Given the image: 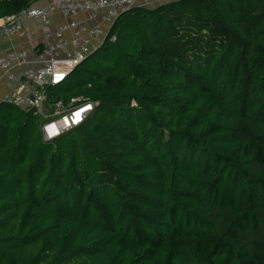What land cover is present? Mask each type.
<instances>
[{"label":"trees","instance_id":"16d2710c","mask_svg":"<svg viewBox=\"0 0 264 264\" xmlns=\"http://www.w3.org/2000/svg\"><path fill=\"white\" fill-rule=\"evenodd\" d=\"M49 95L96 107L0 104V264H264V0L130 8Z\"/></svg>","mask_w":264,"mask_h":264},{"label":"built area","instance_id":"2783aa9c","mask_svg":"<svg viewBox=\"0 0 264 264\" xmlns=\"http://www.w3.org/2000/svg\"><path fill=\"white\" fill-rule=\"evenodd\" d=\"M175 0H46L1 19L0 39L25 37V22L37 25L34 48L23 45L0 53V74L12 84L0 95L11 105L38 118L42 141L54 142L82 125L96 104L81 97L50 100L49 89L62 85L85 56L98 48L114 21L133 7L153 9ZM61 20L54 25V17Z\"/></svg>","mask_w":264,"mask_h":264},{"label":"crops","instance_id":"0c3cea01","mask_svg":"<svg viewBox=\"0 0 264 264\" xmlns=\"http://www.w3.org/2000/svg\"><path fill=\"white\" fill-rule=\"evenodd\" d=\"M43 2H40L42 4ZM54 19V25H59L61 20L56 16ZM1 23V19H0ZM25 37L23 38H13L10 41H5L0 39V53L5 54L10 49L19 47L23 45L25 49H31L36 46L37 38L40 34V28L37 25H33L31 23L25 22L24 26ZM12 88V84L9 83L1 74H0V95L8 93Z\"/></svg>","mask_w":264,"mask_h":264}]
</instances>
